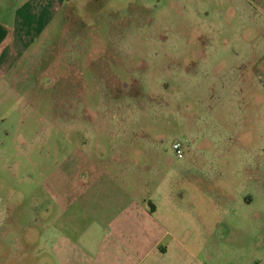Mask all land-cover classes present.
<instances>
[{
    "label": "rangeland",
    "instance_id": "rangeland-1",
    "mask_svg": "<svg viewBox=\"0 0 264 264\" xmlns=\"http://www.w3.org/2000/svg\"><path fill=\"white\" fill-rule=\"evenodd\" d=\"M13 1L1 48L27 52L0 71V264H149L106 255L110 208L93 191L88 211L67 213L82 191L70 181L85 176L128 178L106 183L105 203L136 186L157 218L184 220L171 232L189 245L247 235L232 229L239 197L254 198L250 215L264 209L263 12L246 0ZM192 194L224 207L198 223L182 207Z\"/></svg>",
    "mask_w": 264,
    "mask_h": 264
},
{
    "label": "crops",
    "instance_id": "crops-1",
    "mask_svg": "<svg viewBox=\"0 0 264 264\" xmlns=\"http://www.w3.org/2000/svg\"><path fill=\"white\" fill-rule=\"evenodd\" d=\"M6 1L0 0V15L4 13L3 6H5ZM246 2L250 6L258 7L264 14V0H246ZM12 4H14L13 0ZM15 4L18 7L19 1L16 0ZM14 12L12 21L18 20L20 22L16 10ZM2 30L4 31L3 27ZM2 30H0V71L12 68L21 55L27 52L26 50H15L13 52L2 50ZM11 55L15 56V62L10 61ZM99 177L101 178V176ZM125 179L128 178L108 176L97 183V180L92 179L90 181L85 176L82 179L80 177L72 178L70 181L73 188L79 187L77 189L82 191L77 197H72L70 200H73L69 204L67 203L66 211L68 214L75 211L77 205H80L82 213L85 210L88 211L87 208L91 205L89 195L92 191L94 196L92 200H97L101 205H108V208L111 209V211L105 209L108 216L106 221L104 220L102 223V225H105L103 231L108 230L111 235L110 239H104V242L109 245L107 246L109 249L103 250L106 255H110L109 258L114 257V255H111L110 249L115 248L121 254L139 259L140 262L149 257V264H264V209L254 210L250 215V206L254 202V198L249 196L251 199L244 202L243 197H239L244 204L239 213L242 216V223L235 226L232 231L237 230L241 234L246 231L247 235L244 234L243 238L225 241H199L189 245L179 239V233L171 232L172 227L178 232L184 226L180 225L184 220L180 217L171 216L166 211H163L161 218H157L155 212L158 207L152 204V207L149 208L148 197L141 198L137 197L135 193L133 194L132 190H136V186L133 189L120 185L112 187L115 197L113 199L108 198L109 204L105 203L100 194L107 191L106 183L112 181L118 184ZM107 192L110 195L112 194V190ZM192 195L187 202L182 204V207L196 211L197 218L201 210L216 211L224 207L216 198H201L198 194ZM170 197L173 198V195ZM67 198H69V195H67ZM182 199H185V197ZM171 204L181 207V204L177 201H173ZM99 212L104 215V212L100 210ZM197 218L196 222L200 223V218ZM98 220L93 219L92 224L95 225ZM255 221L257 222L255 223ZM248 231H252L253 238L247 239L249 237ZM119 235L122 237L121 240L118 239ZM170 235L172 238L166 240V237ZM254 238L256 240H252Z\"/></svg>",
    "mask_w": 264,
    "mask_h": 264
},
{
    "label": "built area",
    "instance_id": "built-area-1",
    "mask_svg": "<svg viewBox=\"0 0 264 264\" xmlns=\"http://www.w3.org/2000/svg\"><path fill=\"white\" fill-rule=\"evenodd\" d=\"M173 151L177 157H183L184 150L183 145L181 142H174L173 143Z\"/></svg>",
    "mask_w": 264,
    "mask_h": 264
}]
</instances>
